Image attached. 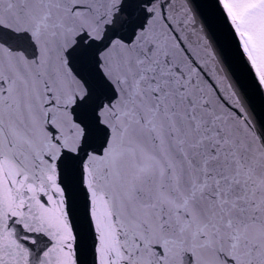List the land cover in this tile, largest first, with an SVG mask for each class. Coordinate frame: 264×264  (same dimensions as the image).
Instances as JSON below:
<instances>
[{
	"label": "snow or ice",
	"instance_id": "6c2138e0",
	"mask_svg": "<svg viewBox=\"0 0 264 264\" xmlns=\"http://www.w3.org/2000/svg\"><path fill=\"white\" fill-rule=\"evenodd\" d=\"M0 264H264V0H0Z\"/></svg>",
	"mask_w": 264,
	"mask_h": 264
}]
</instances>
